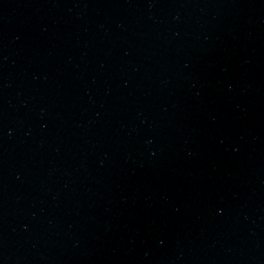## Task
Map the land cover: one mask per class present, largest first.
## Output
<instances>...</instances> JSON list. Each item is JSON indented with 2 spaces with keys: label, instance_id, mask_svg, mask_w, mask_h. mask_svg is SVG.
I'll return each mask as SVG.
<instances>
[{
  "label": "water",
  "instance_id": "obj_1",
  "mask_svg": "<svg viewBox=\"0 0 264 264\" xmlns=\"http://www.w3.org/2000/svg\"><path fill=\"white\" fill-rule=\"evenodd\" d=\"M0 264H264V0H0Z\"/></svg>",
  "mask_w": 264,
  "mask_h": 264
}]
</instances>
